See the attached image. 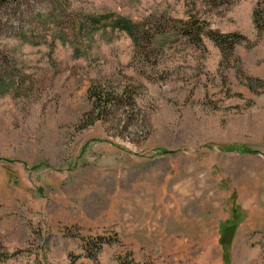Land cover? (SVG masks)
Segmentation results:
<instances>
[{"label":"rangeland","instance_id":"374dc122","mask_svg":"<svg viewBox=\"0 0 264 264\" xmlns=\"http://www.w3.org/2000/svg\"><path fill=\"white\" fill-rule=\"evenodd\" d=\"M0 264H264V0H0Z\"/></svg>","mask_w":264,"mask_h":264},{"label":"trees","instance_id":"16d2710c","mask_svg":"<svg viewBox=\"0 0 264 264\" xmlns=\"http://www.w3.org/2000/svg\"><path fill=\"white\" fill-rule=\"evenodd\" d=\"M117 24L119 25H122V28H124L125 30H127L128 32H130V35L132 37H134V34L132 33V30L130 29V27L125 23V22H122L121 19L117 20L116 21ZM198 24H195V23H190L189 25H184L185 27H188V31L186 32V36L188 37H194L196 38L195 41L197 42L198 40H200V31L202 30V26L199 28V31L195 32V26H197ZM209 35L210 37L219 45L221 46L222 43H226L227 40H225L224 38H226V36H229V35H219L216 34L215 32L213 31H210L209 32ZM135 39V37H134ZM138 40V39H137ZM136 41V40H135ZM233 41H237V38L235 39H232V43L233 44ZM229 43V42H227ZM230 44V45H232ZM222 47V46H221ZM105 92V94H104ZM94 94H96V97L93 96V103H94V106L95 108L99 109V112H97L96 114H94V116H91V114L89 115L90 117V121L88 119L87 122H92L96 117H99L104 111H105V108H107V105L112 103V101L114 100H117L118 98V95L117 94H114V93H106V91L103 89V87H100L98 89L95 90ZM93 95V92L92 94ZM92 97V96H91ZM114 99V100H113ZM103 240V237L99 236L97 238V243H95L94 245H98L99 246V243H101Z\"/></svg>","mask_w":264,"mask_h":264}]
</instances>
